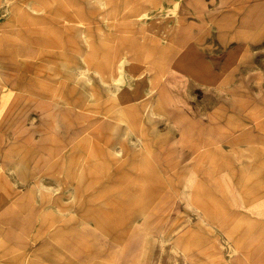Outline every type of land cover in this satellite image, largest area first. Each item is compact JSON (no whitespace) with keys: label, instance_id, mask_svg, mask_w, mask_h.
Masks as SVG:
<instances>
[{"label":"rangeland","instance_id":"obj_1","mask_svg":"<svg viewBox=\"0 0 264 264\" xmlns=\"http://www.w3.org/2000/svg\"><path fill=\"white\" fill-rule=\"evenodd\" d=\"M0 264H264V0H0Z\"/></svg>","mask_w":264,"mask_h":264},{"label":"crops","instance_id":"obj_2","mask_svg":"<svg viewBox=\"0 0 264 264\" xmlns=\"http://www.w3.org/2000/svg\"><path fill=\"white\" fill-rule=\"evenodd\" d=\"M158 181H159V179H158Z\"/></svg>","mask_w":264,"mask_h":264}]
</instances>
